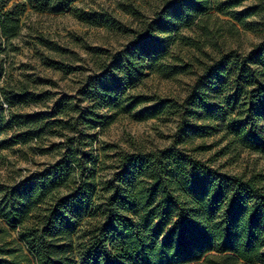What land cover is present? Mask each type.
Instances as JSON below:
<instances>
[{"label":"trees","instance_id":"1","mask_svg":"<svg viewBox=\"0 0 264 264\" xmlns=\"http://www.w3.org/2000/svg\"><path fill=\"white\" fill-rule=\"evenodd\" d=\"M16 1L0 0V54L20 32L25 5ZM27 1L36 12L61 14L78 0ZM247 1L252 3L238 10ZM81 20L104 28L118 24L105 13ZM191 27L198 42L177 35ZM239 30L260 35V43L246 53L231 49L227 42L237 39ZM178 39L193 49L211 48L213 55L202 53L208 62L198 72L173 55ZM153 73L163 79L193 74L194 79L181 100L129 93ZM222 81L224 92H230L226 106L237 110L226 127L227 148L264 157V136L248 127L254 119L264 121V0H164L131 42L86 77L78 93L85 109L62 95L47 112L15 113L14 107L47 95L1 89L0 137L15 132L0 140V149L63 131L83 136L121 115L135 122L176 117L177 133H187L190 118L220 116L216 86ZM91 161L79 165L69 141L56 164L0 191V264H264V175L222 173L170 146L120 156L95 205L99 185L94 170H88ZM78 169L75 182L71 177ZM62 189L68 193L58 196ZM86 218L92 222L81 229ZM9 229H18V239Z\"/></svg>","mask_w":264,"mask_h":264},{"label":"rangeland","instance_id":"2","mask_svg":"<svg viewBox=\"0 0 264 264\" xmlns=\"http://www.w3.org/2000/svg\"><path fill=\"white\" fill-rule=\"evenodd\" d=\"M163 1L78 0L61 14H49L34 11L27 0H17L16 3L25 5L24 14L17 37L1 46L3 51L0 54V91L3 88H25L32 96L47 95V98L37 103L18 105L12 110L27 115L47 112L62 95L74 99L71 105L85 109L88 104L78 93L84 86L86 77L98 73L100 67L113 54L131 42L135 35L141 32L143 24L152 20L161 10ZM251 3L244 2L238 10ZM93 13H105L118 24L112 28H104L100 24H89L81 20L83 16L91 19ZM212 15L230 22V18L216 12H212ZM239 31L237 39L227 42L231 49L246 53L253 45L260 43V35ZM177 35L198 42V33L194 27L180 29ZM171 49L173 55L183 59L182 64L192 63L191 73L198 72L202 62H208L202 53L213 55L209 47L193 49L179 39ZM168 63L171 61L168 60ZM193 79V74L163 79L153 73L129 93L150 98L181 100ZM223 85L224 81L216 86V90L220 91V116L216 120L190 118L187 122L191 129L187 133H177L179 120L176 117L135 122L129 115H121L110 126L86 130L83 136L77 132L63 131L42 136L24 145L15 144L0 149V191L16 186L32 174L41 173L56 164L69 141H72L78 152L79 165L85 167V161L92 158L88 170H94L95 181L99 185L95 205L101 203L98 199L102 195L101 189L117 171L120 156L148 153L170 146L222 173L246 177L264 175V157L227 148L231 135L226 127L237 114V110L226 106L230 92H224ZM104 113L105 111H99V115ZM248 127L264 136V121L254 119ZM14 132H6L0 140H10ZM87 137L95 139L90 140ZM90 142L91 145H88ZM80 170L72 174L73 181L79 180ZM67 193V190L62 189L58 196ZM3 195L4 191L0 193V199ZM91 220L86 218L81 224V229H85ZM2 227L4 226L0 222V229ZM17 233L18 229H9L11 238L18 239ZM9 239L7 238V241Z\"/></svg>","mask_w":264,"mask_h":264},{"label":"built area","instance_id":"3","mask_svg":"<svg viewBox=\"0 0 264 264\" xmlns=\"http://www.w3.org/2000/svg\"><path fill=\"white\" fill-rule=\"evenodd\" d=\"M4 108H6V106H4Z\"/></svg>","mask_w":264,"mask_h":264}]
</instances>
